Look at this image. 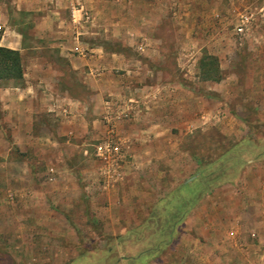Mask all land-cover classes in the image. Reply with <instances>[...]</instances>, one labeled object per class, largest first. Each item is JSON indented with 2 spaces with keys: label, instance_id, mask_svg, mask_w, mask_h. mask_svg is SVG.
<instances>
[{
  "label": "rangeland",
  "instance_id": "374dc122",
  "mask_svg": "<svg viewBox=\"0 0 264 264\" xmlns=\"http://www.w3.org/2000/svg\"><path fill=\"white\" fill-rule=\"evenodd\" d=\"M0 46V264H264V0H0Z\"/></svg>",
  "mask_w": 264,
  "mask_h": 264
},
{
  "label": "crops",
  "instance_id": "0c3cea01",
  "mask_svg": "<svg viewBox=\"0 0 264 264\" xmlns=\"http://www.w3.org/2000/svg\"><path fill=\"white\" fill-rule=\"evenodd\" d=\"M17 90V93H18V96L17 97H15V96H13V97H8V96H6L4 99L3 98H0V100H1V102H2V104H7V105H10V103H12V105H13V103H17V105H25L27 102H25V103H23L24 101V97L23 96H26L27 98H30V97H28L29 95V92H30V90H31V86H29L28 85V82H27V85L26 86H24V88H20V87H13L12 88V90ZM12 94H16L15 92L14 93H12ZM3 100H4V102H3ZM16 105V104H15ZM13 111H14V114L16 115V114H18V112H20V111H18L17 109H12ZM233 189V188H232ZM215 194H218L219 196V199L220 200H222V201H228L227 202V204L226 205H228L229 207H232V206H234L235 205V202L237 201V200H241V199H245L244 201H246L247 199L248 200H252V199H255V193L253 194V193H241V190H240V187L237 185V187L236 188H234V190H232V191H229L228 193H219V192H217V193H214V195ZM212 195V194H211ZM213 196V195H212ZM216 196H214V198H215ZM217 197V198H218ZM211 199H213L212 197H211ZM206 200V199H205ZM246 203V202H245ZM227 208L228 210L230 209V208ZM231 210V209H230ZM221 262V261H220ZM225 262H227V261H225ZM224 262V263H225ZM227 264V263H226Z\"/></svg>",
  "mask_w": 264,
  "mask_h": 264
},
{
  "label": "trees",
  "instance_id": "16d2710c",
  "mask_svg": "<svg viewBox=\"0 0 264 264\" xmlns=\"http://www.w3.org/2000/svg\"><path fill=\"white\" fill-rule=\"evenodd\" d=\"M11 77L23 79L19 52L0 46V79Z\"/></svg>",
  "mask_w": 264,
  "mask_h": 264
},
{
  "label": "built area",
  "instance_id": "2783aa9c",
  "mask_svg": "<svg viewBox=\"0 0 264 264\" xmlns=\"http://www.w3.org/2000/svg\"><path fill=\"white\" fill-rule=\"evenodd\" d=\"M245 20L248 21L247 17L245 18ZM243 29H244L243 27H240V28H239V31L242 32ZM102 149L104 150L103 152L101 151ZM98 150H99V152L101 151L99 154H100L101 156H104L105 153H106V154H107V153L111 154L114 150H116V148L114 149V147H111L110 145L106 144V145H104V146H102V147L100 146V147L98 148ZM103 153H104V154H103Z\"/></svg>",
  "mask_w": 264,
  "mask_h": 264
}]
</instances>
